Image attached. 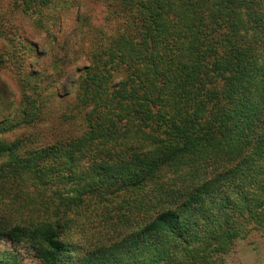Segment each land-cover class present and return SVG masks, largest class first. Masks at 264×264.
<instances>
[{
    "label": "trees",
    "instance_id": "obj_1",
    "mask_svg": "<svg viewBox=\"0 0 264 264\" xmlns=\"http://www.w3.org/2000/svg\"><path fill=\"white\" fill-rule=\"evenodd\" d=\"M95 1L9 4L35 25L0 54L19 86L0 90V185L52 189L63 171L51 196L66 209L0 221V239L30 237L40 264H225L264 231V0ZM49 122L79 127L17 134ZM93 198L106 218L85 247L67 213Z\"/></svg>",
    "mask_w": 264,
    "mask_h": 264
},
{
    "label": "rangeland",
    "instance_id": "obj_2",
    "mask_svg": "<svg viewBox=\"0 0 264 264\" xmlns=\"http://www.w3.org/2000/svg\"><path fill=\"white\" fill-rule=\"evenodd\" d=\"M15 1L16 0H0V54L4 53V57L13 54L15 49L23 50L20 33L29 26L32 27L35 25V19L32 20L28 16H22L14 7V9L10 7L9 4ZM20 1L24 3V0ZM91 1L92 0H90V3ZM62 6H65V4ZM100 10L104 11L101 1H95V4H92L88 12H86L87 15L85 17L89 19L91 24L94 23L97 25L101 22L99 20L96 21L94 18ZM66 11L67 16L70 11ZM104 16H106V13L102 17ZM88 29H90V27ZM15 56L16 54L13 55V58H15ZM13 58L10 56L7 61L0 63V90L7 91V94L11 98L13 93L18 92L19 87L18 83H16V69L13 68ZM1 60L2 58L0 57V62ZM13 87L17 90L16 92ZM60 110L61 109H57L56 107L50 115L55 116ZM2 113L3 110L0 105V118L1 115H3ZM54 123L55 122H49V126L41 127L39 128L40 130L21 129L17 131V134L20 135L25 132L31 134L34 132V134H37L35 136L36 142L44 144L49 138H52L53 134L59 135L65 132L66 135L68 132L79 127L78 124H75L74 127L71 124L55 126ZM6 139L12 141L14 140V136L6 137ZM4 159L5 157L0 158V164L4 162ZM88 164L84 163L86 167ZM63 174V171H57L52 176L50 174L47 178L54 177L57 183L53 182L49 184L48 188H52L53 190L63 188L62 182L60 181ZM28 178L30 177L28 176ZM31 180L32 184L29 182L23 188L19 185L14 186V182L7 177L2 180L0 185L1 222L27 225L41 220L45 212L44 210L47 208L60 210L63 207L66 209L64 205L59 204L58 200L52 198V189H47V187L37 188V186L33 184L35 179L32 178ZM66 188H69L68 185ZM104 213V205L100 203L97 198L91 199L85 207L69 210L67 216L71 218V223L67 237L82 246L89 247L90 243L93 244L92 240H96L97 238V235L93 233L99 226V222L106 218V214ZM104 230L105 227L102 226L101 233L99 234L100 236L104 234ZM0 252L16 256L23 264H40L39 251L32 243L30 237H21L20 239L3 237L0 239ZM225 264H264V231L252 229L245 238H240L235 244L232 252L227 256Z\"/></svg>",
    "mask_w": 264,
    "mask_h": 264
}]
</instances>
